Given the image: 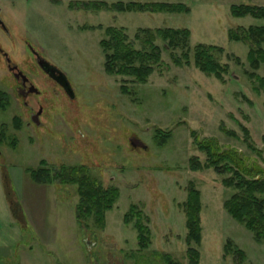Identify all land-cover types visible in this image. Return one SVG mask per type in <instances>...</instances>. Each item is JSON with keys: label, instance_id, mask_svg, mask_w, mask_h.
Returning a JSON list of instances; mask_svg holds the SVG:
<instances>
[{"label": "rangeland", "instance_id": "374dc122", "mask_svg": "<svg viewBox=\"0 0 264 264\" xmlns=\"http://www.w3.org/2000/svg\"><path fill=\"white\" fill-rule=\"evenodd\" d=\"M89 1L108 6L175 2L190 10L84 8ZM238 4L264 6V0H0V19L9 34L0 26V91L9 97L6 109H0V158L7 199L19 217L0 213V234L33 239L30 254L39 264H196V259L198 264H235L234 250L225 253L228 240L245 252L242 264H264V242L223 205L237 191L223 184L231 174L190 167L191 158L205 164L200 144H210L217 155L233 151L248 167L264 170V62L251 64L248 52L256 45L228 35L264 25V19L233 17L230 7ZM108 27L122 30L126 43L147 53L148 33L141 29L154 35L160 60L145 82L106 72L101 41L108 39ZM159 28H187L186 46L181 41L171 46L157 34ZM200 43L221 47L213 56L228 66L222 80L195 66L194 47ZM29 45L63 73L72 97L39 68ZM2 52L42 91L27 99L35 111L42 105L38 125L16 93ZM133 137L146 147H134ZM78 165L104 188L119 190L103 228L93 217L77 222L76 184L36 183L26 170L61 173L63 166ZM191 189L200 192V243L186 239L184 204ZM132 204L140 214L126 223ZM139 222L150 234L146 247L137 237Z\"/></svg>", "mask_w": 264, "mask_h": 264}, {"label": "trees", "instance_id": "16d2710c", "mask_svg": "<svg viewBox=\"0 0 264 264\" xmlns=\"http://www.w3.org/2000/svg\"><path fill=\"white\" fill-rule=\"evenodd\" d=\"M82 5L86 9L99 10L103 7H109L117 11L185 13L190 10L185 3L158 1H118L110 3L109 6L104 1H89ZM230 13L233 17L250 15L254 18L264 19V6L252 4L232 5ZM141 31L148 33L145 43L151 46L150 53L132 48L130 44L126 43V35L122 30L113 27L106 29V34L109 37L103 39L101 45L106 52L105 70L107 73L129 75L133 76L136 81H146L153 71V64L160 60V49L151 42L154 35L151 34L149 29H141ZM156 31L159 36L169 40L171 46L179 45L180 41L183 43V47L186 46L190 36L187 28H159ZM239 31L240 33L230 30L228 33L230 40L250 41L256 47L252 46L249 49L247 56L249 62L253 65H257L260 61L264 62V25H249ZM109 50H111V53ZM221 50V47L216 45L197 44L194 47L195 66L202 72L214 75L222 80L228 66L220 64L213 56L215 51ZM185 58L188 60V55ZM260 84L264 86V78H260ZM8 103V94L1 90L0 109H6ZM16 128H19L18 124H16ZM200 148L205 150L207 160L202 165L197 159L191 158V169L198 170L213 167L219 173L229 172L231 175L223 179V184L227 187H234L237 191L227 198L223 205L234 220L253 233V237L257 242H264V170L254 166L248 167L240 158L235 156L236 154L233 151H226L224 155H217L212 151L210 144H200ZM222 162L225 163L220 164ZM26 170L36 183L50 184L58 181L63 184L77 185L79 201L76 205L75 217L78 223L86 218L93 217L96 225L103 228L105 225V212L112 209L113 204L119 197L118 188H104L97 179L89 175L88 168L85 165L63 166L61 173H52L51 170L43 168L41 170L27 168ZM184 205H186V227L188 230L186 239L189 242L200 243L202 232L200 192L196 189L189 190ZM135 209L136 205L132 204L128 212L124 214L126 223L131 222L130 215L140 214L138 211L135 212ZM136 227L139 244L141 247H146L150 240L148 229L140 222L137 223ZM230 250H234L232 254L236 256L235 264H242L246 258L245 252L236 244H233L231 240H228L225 245V253L230 254ZM198 256L197 254L196 258ZM195 262L198 264L197 259Z\"/></svg>", "mask_w": 264, "mask_h": 264}, {"label": "flooded vegetation", "instance_id": "af4514ba", "mask_svg": "<svg viewBox=\"0 0 264 264\" xmlns=\"http://www.w3.org/2000/svg\"><path fill=\"white\" fill-rule=\"evenodd\" d=\"M0 26L7 33V35H9L7 30L8 28H6L4 23H0ZM28 47L33 53L35 61L38 64L39 68L46 75H48L49 78L55 82V84L60 85L64 89V91L72 97L73 87L66 82V80L62 77L63 75H61L60 71L50 65L42 56L37 53V51H35L31 47V45H29ZM2 55L6 60V67L11 75V78L15 80L14 88L16 90V93L22 98L23 106L28 109L31 121L38 125V123H40V118L43 115L42 105H39L38 109L35 111L33 106L29 104L27 99L30 95L40 94L42 92L41 89H39L35 85V83L16 64L11 62L7 52H2Z\"/></svg>", "mask_w": 264, "mask_h": 264}, {"label": "crops", "instance_id": "0c3cea01", "mask_svg": "<svg viewBox=\"0 0 264 264\" xmlns=\"http://www.w3.org/2000/svg\"><path fill=\"white\" fill-rule=\"evenodd\" d=\"M6 171L4 158H0V213L5 218L14 220L18 219L15 207L8 202L7 186L5 185ZM0 216V217H1ZM33 239H14L10 237H3L0 234V264H39L34 255L30 254L33 250ZM39 257H37V260Z\"/></svg>", "mask_w": 264, "mask_h": 264}, {"label": "water", "instance_id": "95a60500", "mask_svg": "<svg viewBox=\"0 0 264 264\" xmlns=\"http://www.w3.org/2000/svg\"><path fill=\"white\" fill-rule=\"evenodd\" d=\"M0 23H3V21L0 19ZM49 65V64H48ZM50 66V65H49ZM61 73V72H60ZM61 75H63V73H61ZM65 80H66V82L68 83V81H67V79H66V77L63 75L62 76ZM69 84V83H68ZM130 142H131V144L134 146V147H142V148H145L146 147V145L140 140V139H138V138H135V137H133V138H131L130 139Z\"/></svg>", "mask_w": 264, "mask_h": 264}]
</instances>
